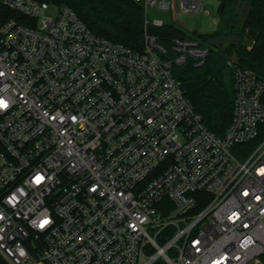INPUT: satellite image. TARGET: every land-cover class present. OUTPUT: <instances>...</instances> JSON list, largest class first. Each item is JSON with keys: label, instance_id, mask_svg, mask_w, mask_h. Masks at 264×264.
Listing matches in <instances>:
<instances>
[{"label": "built area", "instance_id": "built-area-1", "mask_svg": "<svg viewBox=\"0 0 264 264\" xmlns=\"http://www.w3.org/2000/svg\"><path fill=\"white\" fill-rule=\"evenodd\" d=\"M204 1L135 0L136 49L68 5L0 0L6 264H264V80L227 60L233 112L216 136L172 72L208 46L147 31Z\"/></svg>", "mask_w": 264, "mask_h": 264}, {"label": "trees", "instance_id": "trees-1", "mask_svg": "<svg viewBox=\"0 0 264 264\" xmlns=\"http://www.w3.org/2000/svg\"><path fill=\"white\" fill-rule=\"evenodd\" d=\"M71 7L86 27L97 36L140 49L144 32L143 10L135 0H44ZM218 25L208 33L182 30L172 22L160 26L148 25L168 48L173 37H192L207 45L204 62L194 65L187 61L172 68L180 80L186 97L201 116L203 124L216 136H222L233 112L234 80L227 60L249 69L264 80V0H219ZM244 3L242 17L235 3ZM222 6V9L219 7ZM230 38L226 43L221 38ZM264 102V93L262 96ZM260 129L264 131V124ZM0 264H6L0 257Z\"/></svg>", "mask_w": 264, "mask_h": 264}, {"label": "rangeland", "instance_id": "rangeland-1", "mask_svg": "<svg viewBox=\"0 0 264 264\" xmlns=\"http://www.w3.org/2000/svg\"><path fill=\"white\" fill-rule=\"evenodd\" d=\"M177 3L178 2L175 1L176 11H177ZM219 3H220L219 0H205L203 2L204 11L192 15H177L176 18L184 25H182L181 23H176L175 25L180 27L182 30L186 32H192V31H196L197 33L212 32L213 30L216 29L218 25L219 15L217 14V7ZM235 6L238 12H240V17H242V15H244L246 11L245 4L244 3L240 4L239 2H236ZM48 11L52 13V9H49ZM152 13L156 15L154 11H152ZM159 16H161L164 21L173 23V21L169 17L162 15ZM228 39L230 38L222 37L220 41L226 43Z\"/></svg>", "mask_w": 264, "mask_h": 264}, {"label": "snow or ice", "instance_id": "snow-or-ice-1", "mask_svg": "<svg viewBox=\"0 0 264 264\" xmlns=\"http://www.w3.org/2000/svg\"><path fill=\"white\" fill-rule=\"evenodd\" d=\"M0 105H3V106H5V107L7 106V105H6V102H5L4 100H2V99H0ZM260 172H261V173H264V168L260 169ZM245 194H247V193H245ZM46 222H47V221H45V223H46Z\"/></svg>", "mask_w": 264, "mask_h": 264}, {"label": "water", "instance_id": "water-1", "mask_svg": "<svg viewBox=\"0 0 264 264\" xmlns=\"http://www.w3.org/2000/svg\"><path fill=\"white\" fill-rule=\"evenodd\" d=\"M222 6H223V5H221V6L219 7V9H222ZM195 32H196V31H192V33H195Z\"/></svg>", "mask_w": 264, "mask_h": 264}]
</instances>
